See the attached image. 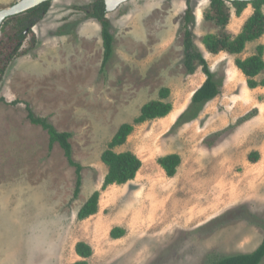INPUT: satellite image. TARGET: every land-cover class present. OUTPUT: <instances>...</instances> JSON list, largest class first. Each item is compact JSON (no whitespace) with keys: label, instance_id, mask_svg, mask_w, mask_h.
<instances>
[{"label":"rangeland","instance_id":"374dc122","mask_svg":"<svg viewBox=\"0 0 264 264\" xmlns=\"http://www.w3.org/2000/svg\"><path fill=\"white\" fill-rule=\"evenodd\" d=\"M16 1L0 0V9ZM94 1L50 0L0 78V264H74L78 241L92 248L87 264H208L253 251L264 235V87L249 88L234 59L264 45V33L239 54H212L202 42L218 32L202 15L208 0H190L193 41L219 87L193 105L206 76L184 67L186 0H127L106 13L113 41L102 70L101 24L88 8ZM251 12L249 4L240 16L231 10L232 34ZM13 31L10 19L0 25L6 46ZM161 87L169 89L170 112L134 123L115 147L139 157L138 172L102 190V151ZM25 102L71 133L72 158L82 165L76 196L74 167L57 143L49 148ZM170 153L180 156L173 176L157 162ZM95 190L97 212L78 219ZM113 227L124 234L110 237Z\"/></svg>","mask_w":264,"mask_h":264},{"label":"trees","instance_id":"16d2710c","mask_svg":"<svg viewBox=\"0 0 264 264\" xmlns=\"http://www.w3.org/2000/svg\"><path fill=\"white\" fill-rule=\"evenodd\" d=\"M50 1L26 10L23 13L16 14L5 19L3 24L12 21L13 33L7 39L14 40V43L6 46L5 42L0 39V50L6 51L0 62V78L4 73L7 62L11 61L19 52L20 46L25 38V31L29 32L31 26L38 21L49 7ZM187 8L183 18V63L187 73L192 74L197 67H201L206 78L203 83L193 92L191 104L201 105L206 100L214 98L219 93L217 81L214 79L213 72L210 70L203 54L197 49L193 41V33L189 27L192 13L190 0H186ZM252 7V12L247 16L242 24L241 30L237 34H232L228 29L231 10H234L236 16H240L247 5ZM90 16L96 18L101 24V39L103 55L101 61V70L108 62L112 54L113 36L109 31V20L105 16V4L103 0H95L88 5ZM203 18L213 22L218 27L217 33L206 34L202 42L208 52L218 54L227 52L229 54H239L243 51L248 42L259 39L264 33V0L251 1H226V0H208V4L203 10ZM8 41V40H7ZM235 66L243 73L246 84L253 89L258 86L264 87V45L259 43L255 51L245 57H235ZM169 89L161 87L159 89V98L150 100L143 104L140 114L134 118L133 123L125 122L120 124L115 133L109 140L107 147L102 151L100 159L106 166L107 171L104 175L101 189L104 190L112 184H124L133 179L141 166V160L131 151L117 152L115 147L122 145L127 136L133 129L134 123H141L146 120L166 116L171 108V102L167 100ZM1 101H4L0 97ZM18 101L13 100L10 103L16 104ZM192 105V106H193ZM26 116L32 124L40 125L48 134V146L52 147L57 143L63 150L67 163L75 169V186L73 195L76 196L81 185L82 165L72 158V146L69 141L71 133L67 131H58L46 117L37 116L29 103L25 102ZM259 158L258 152H251L248 159L252 162ZM157 162L168 176H173L176 168L180 163V156L176 153H170L157 159ZM100 192L95 190L81 205L77 212L78 219H85L95 214L98 210ZM110 237L118 238L124 234L121 227H113L110 230ZM75 253L81 257V260L74 264H87V258L92 254L91 246L84 242L78 241L75 244ZM264 258V235L259 245L251 252L236 253L222 256L212 260L208 264H260Z\"/></svg>","mask_w":264,"mask_h":264},{"label":"water","instance_id":"95a60500","mask_svg":"<svg viewBox=\"0 0 264 264\" xmlns=\"http://www.w3.org/2000/svg\"><path fill=\"white\" fill-rule=\"evenodd\" d=\"M49 1V0H18L12 5L8 7H4L0 9V25L4 21L5 18L25 12L26 10L33 8L42 2ZM105 4L106 12H110L116 9L121 3L127 0H103ZM226 1H251V0H226Z\"/></svg>","mask_w":264,"mask_h":264},{"label":"flooded vegetation","instance_id":"af4514ba","mask_svg":"<svg viewBox=\"0 0 264 264\" xmlns=\"http://www.w3.org/2000/svg\"><path fill=\"white\" fill-rule=\"evenodd\" d=\"M49 1H50V0H49ZM22 13H23V12H22ZM106 13H108V12H106ZM106 13H105V14H106ZM15 15H16V14H15ZM12 16H14V15H12ZM12 16H9V17H12ZM7 18H8V17H7ZM7 18H5V19H7ZM5 19H4V21H5ZM4 21H3V22H4ZM3 22H2V23H3Z\"/></svg>","mask_w":264,"mask_h":264}]
</instances>
